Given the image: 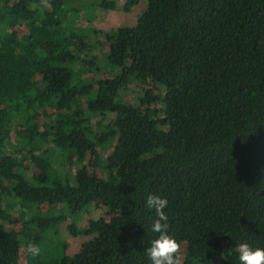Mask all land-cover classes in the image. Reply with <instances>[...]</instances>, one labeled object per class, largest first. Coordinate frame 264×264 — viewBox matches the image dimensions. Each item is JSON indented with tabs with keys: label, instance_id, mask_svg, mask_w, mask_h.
<instances>
[{
	"label": "trees",
	"instance_id": "obj_1",
	"mask_svg": "<svg viewBox=\"0 0 264 264\" xmlns=\"http://www.w3.org/2000/svg\"><path fill=\"white\" fill-rule=\"evenodd\" d=\"M76 1L0 0V264H21V248L24 264H149V195L168 201L177 264H239L241 243L264 247V0H146L100 60ZM87 1L92 15L115 0ZM132 82L162 97L127 103ZM95 204L109 221L79 230ZM78 235L92 238L68 255Z\"/></svg>",
	"mask_w": 264,
	"mask_h": 264
},
{
	"label": "rangeland",
	"instance_id": "obj_2",
	"mask_svg": "<svg viewBox=\"0 0 264 264\" xmlns=\"http://www.w3.org/2000/svg\"><path fill=\"white\" fill-rule=\"evenodd\" d=\"M126 0H115L114 8L110 10H106L105 13L96 12L92 15L87 13V8L89 7V2L87 0L76 1L72 3V7H75L79 10L80 18H83V21H80V25L89 29L95 30V37L93 47L91 48V52L95 55L99 60L101 57L106 54L109 46V37L115 36L116 30L123 26H132L137 21L138 16L143 12L146 7V0H139L138 3L131 7V9L127 12L124 10V5ZM45 11H50L51 6L47 4L44 6ZM70 10L68 16L71 18L73 16V11L68 6ZM77 23L78 21L75 20ZM14 32L18 34V36L24 35L27 30L25 25L19 20L16 21ZM101 65V63H98ZM94 72V71H93ZM100 73V72H99ZM149 89L153 95H158L162 97L160 94V86L156 84H148L143 89H141L137 83L132 82L127 87L122 88L119 91V96L127 103H132L138 96V92H142V90ZM152 108L156 109L158 112H162L163 106L160 101H156L152 104ZM159 116H162V113H159ZM113 144H108L99 149L100 156L103 160L108 158L111 154ZM94 162V157L89 153L87 155L86 164L91 165ZM97 173L100 177L104 178V173L102 168L98 167ZM44 210L50 212L51 210H59L60 206H45ZM90 218L96 220L109 221L110 217H108L105 213V209L100 205H93L88 210V213H85L80 221L77 224V228L82 230L87 225V222ZM11 220L14 225L9 226V228H14L16 231L19 230V215L13 211L11 212ZM69 223V222H67ZM92 237L78 235L77 237H67V241L69 243V248L67 250L68 255H74L78 253L81 248V245L90 240ZM19 263L24 264L27 262L25 249L21 248L19 252ZM215 264H222V259L220 257L217 258Z\"/></svg>",
	"mask_w": 264,
	"mask_h": 264
},
{
	"label": "clouds",
	"instance_id": "obj_3",
	"mask_svg": "<svg viewBox=\"0 0 264 264\" xmlns=\"http://www.w3.org/2000/svg\"><path fill=\"white\" fill-rule=\"evenodd\" d=\"M167 204V199L159 195H149L145 200L146 207L154 210L156 214L151 224V231L157 235L145 248L149 264H177L179 244L168 233L167 217L164 213ZM27 251L32 256H36L40 249L34 244H28ZM237 252L239 264H264V247L241 243Z\"/></svg>",
	"mask_w": 264,
	"mask_h": 264
}]
</instances>
